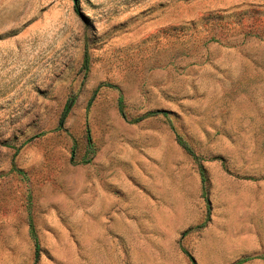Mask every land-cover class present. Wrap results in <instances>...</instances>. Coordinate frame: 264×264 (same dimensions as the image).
<instances>
[{
    "label": "rangeland",
    "instance_id": "374dc122",
    "mask_svg": "<svg viewBox=\"0 0 264 264\" xmlns=\"http://www.w3.org/2000/svg\"><path fill=\"white\" fill-rule=\"evenodd\" d=\"M189 257L264 264V0H0V264Z\"/></svg>",
    "mask_w": 264,
    "mask_h": 264
},
{
    "label": "trees",
    "instance_id": "16d2710c",
    "mask_svg": "<svg viewBox=\"0 0 264 264\" xmlns=\"http://www.w3.org/2000/svg\"><path fill=\"white\" fill-rule=\"evenodd\" d=\"M72 2H73V4H74V6L75 7H77L78 6V4H79V0H71ZM68 111H69V105H67L65 108H64V111H63V113H62V116H61V123L63 122V120L65 119V117L67 116V113H68ZM119 112H120V114L123 116V110H122V103H121V100H119ZM149 115H155V113H151V114H149ZM177 142H178V144L189 154V155H191L192 157H194V154H193V152H192V150L178 137L177 138ZM200 178H201V183H202V189L204 190L205 188V186H204V183H205V178H204V173H203V170L202 169H200ZM204 198H205V196H204ZM32 234H33V232H32ZM36 248H37V246H36ZM190 258V261L194 264V260H193V258L192 257H189ZM246 260L244 259V260H240V261H238L236 264H242V263H244Z\"/></svg>",
    "mask_w": 264,
    "mask_h": 264
}]
</instances>
